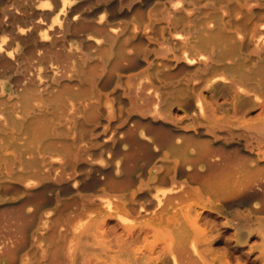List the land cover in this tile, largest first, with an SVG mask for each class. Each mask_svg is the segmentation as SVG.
I'll return each instance as SVG.
<instances>
[{
	"label": "bare ground",
	"instance_id": "obj_1",
	"mask_svg": "<svg viewBox=\"0 0 264 264\" xmlns=\"http://www.w3.org/2000/svg\"><path fill=\"white\" fill-rule=\"evenodd\" d=\"M263 29L264 0H0V264H75L107 217L202 264L192 202L264 221V127L208 107L264 90Z\"/></svg>",
	"mask_w": 264,
	"mask_h": 264
},
{
	"label": "rangeland",
	"instance_id": "obj_2",
	"mask_svg": "<svg viewBox=\"0 0 264 264\" xmlns=\"http://www.w3.org/2000/svg\"><path fill=\"white\" fill-rule=\"evenodd\" d=\"M208 94L209 111L216 118L234 125H241L240 121H245L243 125L254 123V129L264 127V90L246 94L221 82ZM190 213L200 221L195 234L202 264H264V221L254 220L252 227L236 228L225 215L202 211L195 201ZM125 224L114 217L93 223L77 245L75 264L176 263L174 253L170 255L175 247L173 231L141 220ZM166 230L169 237L163 232Z\"/></svg>",
	"mask_w": 264,
	"mask_h": 264
}]
</instances>
